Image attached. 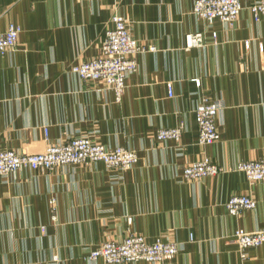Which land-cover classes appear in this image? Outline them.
Here are the masks:
<instances>
[{
  "label": "crops",
  "instance_id": "crops-1",
  "mask_svg": "<svg viewBox=\"0 0 264 264\" xmlns=\"http://www.w3.org/2000/svg\"><path fill=\"white\" fill-rule=\"evenodd\" d=\"M240 1L229 25L197 17L193 0H0V30L22 29L17 48L0 53V149L35 153L90 134L138 153L127 171L96 161L0 177V264H106L90 251L130 232L181 250L163 262L123 264H264V243L243 257L233 237L264 230V180L251 184L236 169L264 158V17L250 9L257 0ZM117 13L145 48L120 101L105 83L71 71L99 54ZM197 32L207 44L187 47ZM215 99L224 103L220 138L201 145L195 109ZM178 126L179 141L158 139L159 129ZM207 156L225 170L183 177ZM240 194L257 206L232 215L226 203Z\"/></svg>",
  "mask_w": 264,
  "mask_h": 264
},
{
  "label": "built area",
  "instance_id": "built-area-1",
  "mask_svg": "<svg viewBox=\"0 0 264 264\" xmlns=\"http://www.w3.org/2000/svg\"><path fill=\"white\" fill-rule=\"evenodd\" d=\"M243 5L240 0H193V13L212 23L220 19L233 25L238 19ZM255 18L264 17V0H257L250 5ZM113 27L107 29L101 43L99 54L89 61L77 63L71 71L78 75L82 81H101L113 90L116 99L121 100L127 86V77L138 68L136 56L145 48L131 33L129 21L117 13L113 16ZM21 28L11 25L7 30H0V53L4 54L17 48ZM218 40L217 32L212 34V42ZM207 39L203 32L187 35V47L204 46ZM249 44V43H248ZM169 95H173L172 85L169 84ZM224 108L221 99L212 101L202 100L195 109L198 125V142L208 145L219 140L220 135L216 125V116ZM46 138H49L48 129H45ZM183 127L161 128L158 139L180 140ZM102 161L107 167L127 171L138 161L135 150L122 146L114 148L93 141L92 135L85 134L69 138L66 142L50 144L45 150L35 153H19L12 149H0V177L14 174L20 169L51 170L58 166L90 164ZM236 169L246 175L253 184L264 180V158L258 160L242 161ZM225 169L213 162L210 157L189 163L183 169V177L187 180H198L208 176L222 173ZM55 212L56 199H51ZM232 215H238L245 209L257 206V201L248 194L233 195L226 203ZM55 219V214L53 215ZM132 223V218H128ZM41 230L46 231L42 226ZM233 237L239 244L243 257H247L246 249L258 247L264 243V230L248 231L237 229ZM181 250L178 242L162 241L156 239L149 242L145 236L130 232L122 240H107L92 249L88 255L90 259H102L106 264H123L127 262L147 261L163 262L173 259ZM56 258V257H55ZM35 264H47L36 262Z\"/></svg>",
  "mask_w": 264,
  "mask_h": 264
}]
</instances>
